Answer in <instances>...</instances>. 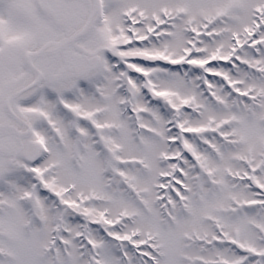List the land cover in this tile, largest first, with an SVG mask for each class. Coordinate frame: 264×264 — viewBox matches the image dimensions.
Instances as JSON below:
<instances>
[{
    "label": "snow or ice",
    "instance_id": "snow-or-ice-1",
    "mask_svg": "<svg viewBox=\"0 0 264 264\" xmlns=\"http://www.w3.org/2000/svg\"><path fill=\"white\" fill-rule=\"evenodd\" d=\"M0 264H264V0H0Z\"/></svg>",
    "mask_w": 264,
    "mask_h": 264
}]
</instances>
